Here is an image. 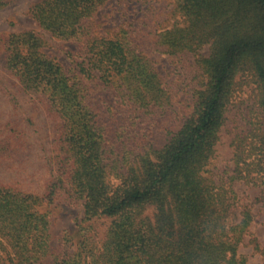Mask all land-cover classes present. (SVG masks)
I'll use <instances>...</instances> for the list:
<instances>
[{
    "label": "trees",
    "instance_id": "obj_1",
    "mask_svg": "<svg viewBox=\"0 0 264 264\" xmlns=\"http://www.w3.org/2000/svg\"><path fill=\"white\" fill-rule=\"evenodd\" d=\"M107 1L40 0L29 10L39 31L7 40L4 67L58 117L61 149L42 195L0 184V264H245L238 250L251 214L236 213L233 183L264 186V0H174L182 24L160 32L157 47L193 55L199 88L157 149L141 142L170 92L127 30L92 32L89 20ZM40 31L84 52H69L64 68ZM238 74L256 84L261 120L234 140L232 171L216 173L209 166ZM62 194L82 201L72 250L65 236L52 246L50 213L41 210ZM103 217L111 221L99 237L90 222Z\"/></svg>",
    "mask_w": 264,
    "mask_h": 264
},
{
    "label": "rangeland",
    "instance_id": "obj_2",
    "mask_svg": "<svg viewBox=\"0 0 264 264\" xmlns=\"http://www.w3.org/2000/svg\"><path fill=\"white\" fill-rule=\"evenodd\" d=\"M38 1L12 0L0 9V146L4 147L0 151V184L42 195L52 171L56 173L55 161L59 160L61 149L57 133L60 121L41 98L25 92L4 67L10 35L25 30L39 31L29 14L30 7ZM89 22L92 32L99 36H112L127 30L135 46L152 61L163 85L169 90L170 105L163 114L155 117L154 127L148 128L141 142L161 148L191 113L192 95L199 88L193 55L171 56L157 47L160 32L176 22L182 24L174 0H108ZM40 32L48 42L45 52L64 68L71 63L69 52H84L79 42L60 40ZM208 51L209 45H205L200 53L207 55ZM235 81L226 121L209 166L216 173L232 171L235 166L234 140L248 134L252 124L261 120L256 84L246 74H238ZM233 185L238 196L236 213L247 209L251 214L238 255L243 257L245 264H264V186L242 180H236ZM81 204L82 201L75 202L62 194L53 203L42 205L41 210L50 213L53 247L59 248L64 236L68 238L71 250L80 240ZM110 221L103 217L90 223L98 236L103 237Z\"/></svg>",
    "mask_w": 264,
    "mask_h": 264
}]
</instances>
